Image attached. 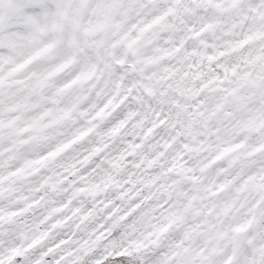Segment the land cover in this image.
<instances>
[{"label": "clouds", "instance_id": "clouds-1", "mask_svg": "<svg viewBox=\"0 0 264 264\" xmlns=\"http://www.w3.org/2000/svg\"><path fill=\"white\" fill-rule=\"evenodd\" d=\"M0 264H264V0H0Z\"/></svg>", "mask_w": 264, "mask_h": 264}]
</instances>
